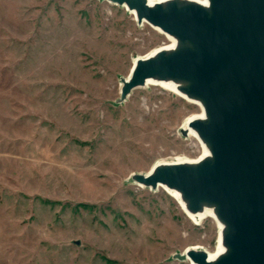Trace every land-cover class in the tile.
I'll return each mask as SVG.
<instances>
[{"label": "rangeland", "instance_id": "374dc122", "mask_svg": "<svg viewBox=\"0 0 264 264\" xmlns=\"http://www.w3.org/2000/svg\"><path fill=\"white\" fill-rule=\"evenodd\" d=\"M106 0H0V264H189L217 228L192 223L157 160L194 159L196 106L158 85H119L132 59L168 44Z\"/></svg>", "mask_w": 264, "mask_h": 264}, {"label": "water", "instance_id": "95a60500", "mask_svg": "<svg viewBox=\"0 0 264 264\" xmlns=\"http://www.w3.org/2000/svg\"><path fill=\"white\" fill-rule=\"evenodd\" d=\"M106 1L133 10L137 24L145 22L177 42L133 63L120 81V101L155 78L183 83L185 93L202 103L204 119L188 125L207 144L209 157L131 176L140 187L176 190L191 212L202 204L213 207L224 224L223 255L210 261L204 251L191 250L177 258L264 264V0H206L205 6Z\"/></svg>", "mask_w": 264, "mask_h": 264}, {"label": "bare ground", "instance_id": "6f19581e", "mask_svg": "<svg viewBox=\"0 0 264 264\" xmlns=\"http://www.w3.org/2000/svg\"><path fill=\"white\" fill-rule=\"evenodd\" d=\"M146 1L148 2L149 5H154L156 3L165 2L167 0H146ZM178 1H180V2H184V1L193 2V3H196V4L201 5V6H205V4H206V0H178ZM122 7L128 13L132 14L133 19L135 20L134 11L128 10L125 6H122ZM143 23H145V22H143ZM154 29L157 30L159 33L163 34L158 29H156V28H154ZM163 35L168 39L169 43L164 45V46H161L159 48H156V49L148 52L147 54H145L143 56L134 57L132 59L130 69H131L133 63L139 58L150 56L159 49L172 50L177 46V42L174 38L166 36L165 34H163ZM130 69H129V72H130ZM129 72L124 79H126L128 77ZM150 84L158 85V86L162 87L163 89L170 91L174 95H177V96L183 98L184 100H186L187 102L191 103L192 105H194L198 108L199 113L185 118L183 123L179 127V129H180V132L181 131L184 132V135H183L184 139H187L188 137L192 136L196 140V142L200 146L201 152H200V155H198L194 159H189V158H184V157H173V158L164 159V160H157L153 163V165L149 168V170L142 175H147L148 173H150L152 171V169L154 168V166H156V165L173 164V163L196 164V163H199L202 160L206 159L207 157H209V151H208L207 144L198 136L196 131L193 128L189 127V125H188V123L190 121L203 120L204 119L205 116H204V112H203V108H202V103L198 99L187 95L185 93V91L183 90V88H185V85L181 82H178L175 80H170V79L162 81V80H158V79L154 78V79H148L146 81L145 85H143L142 87H147ZM121 86H122V84H120L119 88H121ZM158 188H162L167 193H169L171 196H173V198L175 199V201L179 205L180 209L183 211V213L186 215V217L192 221L193 224L198 225L203 219L208 217V218L212 219V221L216 225L217 239H216V243H215V248L212 252H206L202 247H199V246H189L184 250V252L182 254H185L186 251H191V250L192 251H204L207 254L208 259L210 261H213V260L217 259L219 256L223 255L226 251V247L222 241L224 224L216 217L213 207L208 206L206 204H202L200 206V209L197 212H191L187 208L186 201L180 197L179 193L176 190L167 188L165 186H161ZM185 261H188L189 264H195L190 259H188L187 257L185 258Z\"/></svg>", "mask_w": 264, "mask_h": 264}]
</instances>
